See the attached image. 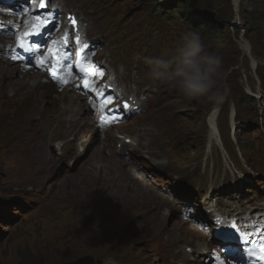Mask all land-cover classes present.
Returning a JSON list of instances; mask_svg holds the SVG:
<instances>
[{
    "label": "rangeland",
    "instance_id": "rangeland-1",
    "mask_svg": "<svg viewBox=\"0 0 264 264\" xmlns=\"http://www.w3.org/2000/svg\"><path fill=\"white\" fill-rule=\"evenodd\" d=\"M201 1L219 8H224L222 6L226 1L232 2V0ZM235 1H238L237 11L233 13L227 9L224 14L232 17L239 24L245 23L246 29L247 22H252L255 28L250 23L248 26L250 31L245 34V38L239 37L234 42L242 52L246 50L245 43L249 42L248 48L252 46V54L264 66V52L259 47L260 34L264 32V18L255 8L258 0ZM210 16L211 20L217 19L214 15ZM12 79L23 81L18 80L19 77L16 76ZM47 90L49 89L42 87L36 94L42 95L39 99L41 110L39 116L47 125L44 153L52 156L44 163L34 160L36 143H30L28 157L29 147L25 143L29 141L31 135L25 131L20 133L18 130L20 123L28 114L20 116L12 106L27 101L29 106L25 105L23 110L29 107L28 112H31L36 107L34 102L36 99H27L24 95L16 97L12 92L0 96L5 103V105L0 103V119L4 121L2 125H6L4 128L0 125V202L5 204L10 193L22 194V197L29 202H32L31 197L35 195L38 199V203L33 207L35 211L28 216L30 218L28 227H23L22 224L17 232L10 223L4 226L3 229H6L10 236L0 245V264H67L73 261H75L73 264H76L80 261L78 258L86 255L99 258L97 264L104 261V264H116L117 260L128 264H155L156 248L152 242L156 239L153 235L140 233L138 223L141 217L131 213L135 211L138 214V210L142 211L140 206L145 201L151 202L150 198L153 196L154 200L157 199L160 203L166 204L169 198L174 197V194L142 188L144 178L139 168L133 167L128 161L113 153L107 155L99 153L97 150L99 146L92 150L88 136L83 142H79L86 149L85 156H78L75 149L67 150L71 147L70 137L75 131L80 138L84 137L80 129L81 121L76 126L77 118L71 124L65 123L63 131L55 126L49 128L47 121L54 122L50 116H54L52 112L55 113L57 106L51 105L49 94L45 92ZM181 98L185 100L184 97L181 96ZM192 103L188 102L190 105L188 110L194 108ZM208 103L201 99L196 105L204 109ZM50 106L51 108L46 110ZM183 106L173 104L171 108L179 112ZM82 117L84 119V116ZM82 117L79 114L78 118ZM185 118L189 122L188 130L196 127L189 117L185 116ZM220 123L223 142L227 151L231 153L232 147L226 137L224 121L221 120ZM70 127L72 131H69ZM65 130L69 132L62 136ZM8 135L13 136L15 143L11 144L15 151L10 153L4 151ZM20 137L23 139L17 141L16 139ZM59 141L63 143L64 148L59 155L52 154L51 148ZM22 142L24 143L21 147L18 144ZM71 162L76 163L72 166ZM261 167H264V161ZM134 183L140 186H138L140 190L142 189L139 195L127 193ZM75 187H80L79 197L70 193V190ZM125 203L134 206L127 209ZM61 205L66 207L60 209L63 219L47 227V217L50 219L59 217L58 208ZM68 209L71 212H67ZM70 213L73 217H70ZM148 243L149 249H147ZM146 257H149L147 261Z\"/></svg>",
    "mask_w": 264,
    "mask_h": 264
},
{
    "label": "clouds",
    "instance_id": "clouds-1",
    "mask_svg": "<svg viewBox=\"0 0 264 264\" xmlns=\"http://www.w3.org/2000/svg\"><path fill=\"white\" fill-rule=\"evenodd\" d=\"M147 65V76L163 82L188 100L203 99L214 106L228 98L220 86L221 58L206 50L198 30L184 32L175 46L158 56H137Z\"/></svg>",
    "mask_w": 264,
    "mask_h": 264
},
{
    "label": "bare ground",
    "instance_id": "bare-ground-1",
    "mask_svg": "<svg viewBox=\"0 0 264 264\" xmlns=\"http://www.w3.org/2000/svg\"><path fill=\"white\" fill-rule=\"evenodd\" d=\"M4 49H5L4 45L2 47L0 46V92H1L0 96H4L8 91H10L16 97L24 95L27 99H31V100L36 99L34 101L36 102V107L31 112H28L29 107L26 110H23V107L25 105L29 106V103L27 101H23L21 103L12 106L15 108L16 110L15 112L17 114H20V116L23 115L26 116L28 114L20 123L18 130L20 133H23V131H25L29 135L35 136L36 145L34 146V149L36 150L34 154V160L38 163H41L45 161L47 157L46 154L44 153V145L46 139L45 133L47 130V125H45L41 121V117L39 116V113L41 111L39 99L42 97V95L40 96L36 95L37 91L41 89L40 85L38 84V77L40 76L38 73L39 72L38 67L34 63H31L30 65H22V61L18 58L9 61L8 56L5 54L7 51H4ZM15 76L19 77L18 80H23V81L13 80L12 78ZM58 100H60V103L62 104L63 108L58 110L56 113H52L54 116H50V119L54 120V122L49 123L47 121V124L49 128L55 126V128L59 127L60 130L63 131V129H65V123L71 124L75 121L76 118L79 117V113L82 112L81 108L84 107V105L79 102V99H77L76 96L69 94L66 95L61 94ZM1 124H2V120H0V125ZM1 127L4 128L6 127V125H2ZM69 131H72L71 127L69 128ZM69 131L65 130L62 136L67 134ZM210 131H211L210 132L211 135L213 137H216V131L214 125L210 126ZM21 137L16 140L17 141H20V139L22 140L23 138ZM23 143L24 142L18 145H21L22 147ZM11 144H15L13 142V136L8 135L5 143L6 148L4 149L6 153L15 151V148L11 146ZM79 190L80 187H75L71 191V194H73L76 197H79L80 196L78 194ZM2 244L3 242H0V245Z\"/></svg>",
    "mask_w": 264,
    "mask_h": 264
},
{
    "label": "snow or ice",
    "instance_id": "snow-or-ice-1",
    "mask_svg": "<svg viewBox=\"0 0 264 264\" xmlns=\"http://www.w3.org/2000/svg\"><path fill=\"white\" fill-rule=\"evenodd\" d=\"M72 24H76V21L75 20H72ZM77 42L79 43V38L77 39ZM85 47H87V46H85ZM28 50L29 51H32V52L38 51V49H35V48H30ZM65 59H66V57H65ZM81 71H84L85 72V75H87V71L85 69L82 68ZM52 74H53L54 77H56V71L55 70H53ZM84 86L86 88H90V85H89V81L88 80H85L84 81ZM124 107H125V109H127L129 106H128L127 103H125ZM101 122L103 123L104 120H102ZM233 227L235 228V225H233ZM222 235H223V237L225 239L231 240L233 237H235L236 233L235 232H229V233H223ZM245 239H247V238L245 237ZM261 259H264V256H261Z\"/></svg>",
    "mask_w": 264,
    "mask_h": 264
},
{
    "label": "trees",
    "instance_id": "trees-1",
    "mask_svg": "<svg viewBox=\"0 0 264 264\" xmlns=\"http://www.w3.org/2000/svg\"><path fill=\"white\" fill-rule=\"evenodd\" d=\"M255 8H257L258 12H264V0H258L257 5H255Z\"/></svg>",
    "mask_w": 264,
    "mask_h": 264
},
{
    "label": "water",
    "instance_id": "water-1",
    "mask_svg": "<svg viewBox=\"0 0 264 264\" xmlns=\"http://www.w3.org/2000/svg\"><path fill=\"white\" fill-rule=\"evenodd\" d=\"M77 264H92V261L89 258H83Z\"/></svg>",
    "mask_w": 264,
    "mask_h": 264
}]
</instances>
